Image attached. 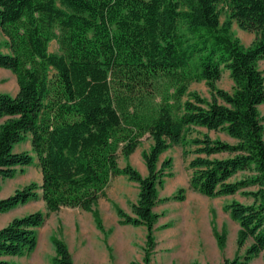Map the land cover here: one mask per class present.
I'll return each mask as SVG.
<instances>
[{
	"label": "trees",
	"instance_id": "trees-1",
	"mask_svg": "<svg viewBox=\"0 0 264 264\" xmlns=\"http://www.w3.org/2000/svg\"><path fill=\"white\" fill-rule=\"evenodd\" d=\"M232 21L255 34L250 45L232 35ZM0 31L8 47L0 45V68L18 86L0 93V189L35 159L42 176L0 199V213L39 197L46 209L0 228V264L33 251L37 229L62 207L91 211L100 225L93 207L118 175L138 184L132 214L117 209L121 222L147 231L143 260L130 264H149L158 188L172 159L158 162L175 145L184 159L192 155L190 189L250 199L224 206L239 225L238 249L250 244L223 264L260 253L264 263V0H0ZM53 38L59 53L48 50ZM224 70L231 92L216 86ZM195 81L206 83L210 100L188 91ZM27 137L31 151L16 152ZM145 138L147 174L120 167L119 153L127 158ZM53 244L55 263L74 264L61 239Z\"/></svg>",
	"mask_w": 264,
	"mask_h": 264
},
{
	"label": "rangeland",
	"instance_id": "rangeland-1",
	"mask_svg": "<svg viewBox=\"0 0 264 264\" xmlns=\"http://www.w3.org/2000/svg\"><path fill=\"white\" fill-rule=\"evenodd\" d=\"M224 17L225 11L221 9V20ZM55 32L58 33V29ZM231 33L244 46L250 45L255 39L253 32L240 29L235 21H232ZM0 45L2 51H8L6 37L1 31ZM48 50L60 52L56 38L50 40ZM258 66L264 71V60L259 61ZM8 71L12 75H1L0 92L14 95L18 86L15 75ZM216 86L232 91L233 83L228 71L222 72ZM188 91H194L208 100L211 98L204 81L190 83ZM258 109L260 115H264V104ZM210 135L229 141L226 134L222 132L211 131ZM19 145L22 149L27 147L24 142ZM150 145L151 140L145 138L127 158L119 153V166L130 164L142 176H145L147 170L143 153L149 149ZM166 158L172 159V166L165 171L162 184L158 188L160 201L154 210L159 217L153 230L155 244L148 249L149 264H223L226 258L232 259L236 254L243 256L250 240L238 249L236 240L239 225L225 211L224 206L232 200L248 203L250 199L244 198L239 193L217 198L201 195L189 187L191 170L188 168V159L182 156V147L175 145L164 152L160 156L158 166ZM39 172L38 166L27 167L23 173L17 169L14 177L1 180L0 199L7 197L9 195L7 193L12 188L20 189L32 182L40 184ZM22 180H25L24 183ZM180 189L184 190V199L175 200L174 196L180 192ZM38 192L41 194V190ZM104 192L105 197L97 201L93 207L100 225L97 224L93 213L88 211L97 231L96 236H92L89 227L82 222V211L62 208L49 213L42 226L37 229L36 248L22 256L10 257V260L18 264H57L53 260L55 256L53 237H56L67 245L74 264H130L134 260L142 261L147 250L146 227L124 224L117 214L118 208L132 214V204L138 198V184L125 175H118L112 178ZM171 210H181V213L187 210L189 217L183 220L180 217H170L168 212ZM34 211H46L45 203L40 197L0 213V224L4 223L8 217L12 219ZM262 257L260 253L244 264H264Z\"/></svg>",
	"mask_w": 264,
	"mask_h": 264
},
{
	"label": "crops",
	"instance_id": "crops-1",
	"mask_svg": "<svg viewBox=\"0 0 264 264\" xmlns=\"http://www.w3.org/2000/svg\"><path fill=\"white\" fill-rule=\"evenodd\" d=\"M4 52H7V51H4ZM2 74H5L6 76L9 74H11L9 71H8V69H5V68H0V78L2 77L1 75ZM12 75V74H11ZM16 79V78H15ZM17 90H18V88H17ZM1 93V92H0ZM260 106V105H259ZM258 106V107H259ZM226 137L227 138H229V141H231V142H233L234 141V139H232V138H230L229 136H227L226 135ZM22 142H24L25 144H26V148L24 149H22V148H20V143H22ZM22 142H20V143H17L15 146H14V150L16 151V152H20V151H31V145H30V138L29 137H27L24 141H22ZM32 166H36L37 167V164H36V159L34 160V163L33 164H31V165H29V166H23V167H18L17 169L19 170V172L20 173H23L24 171H25V169L27 168V167H32ZM17 173V172H16ZM16 175V174H15ZM14 175V176H15ZM13 176V177H14ZM24 181L25 180H22V182L24 183ZM41 181H42V176H41V172H39V183H41ZM16 189L15 188H12V190L11 191H9L7 194H9V195H11L14 191H15ZM0 191H1V189H0ZM8 195V196H9ZM1 196H2V194L0 193V198H1ZM105 196H103V197H100L99 199H98V201L100 200V199H103ZM157 207V205L155 206V208ZM62 208H72V209H77L78 211H82L83 212V214H82V216H81V219H82V222H84V225L86 224L88 227H89V229H90V231H91V234H92V236H96L97 235V231H96V229H95V227H94V225L92 224V222H91V215H90V213L88 212V211H85V210H83V209H81V208H77V207H62ZM62 208H60V209H62ZM154 208V209H155ZM181 210H171L170 212H168L169 213V215H170V217H180L182 220L183 219H186V218H188L189 217V215H188V213H187V210H184L182 213L180 212ZM30 213V212H29ZM50 213H52V212H50ZM25 215V214H24ZM49 215V214H48ZM19 216H22V215H19ZM18 216V217H19ZM14 218V217H13ZM12 218V219H13ZM11 219L8 217V219H6V221L4 222V223H1L0 224V228L1 227H3V226H5L9 221H10ZM127 225H129V224H127ZM8 259H10V257H7Z\"/></svg>",
	"mask_w": 264,
	"mask_h": 264
}]
</instances>
